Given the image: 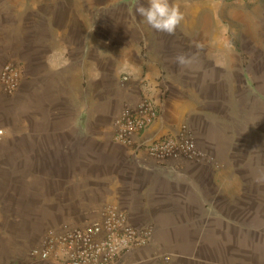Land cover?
Returning <instances> with one entry per match:
<instances>
[{
  "label": "crops",
  "instance_id": "1",
  "mask_svg": "<svg viewBox=\"0 0 264 264\" xmlns=\"http://www.w3.org/2000/svg\"><path fill=\"white\" fill-rule=\"evenodd\" d=\"M86 2L27 0L0 30V71L11 56L25 68L15 93L0 85V264H55L30 254L45 232L109 205L152 229L124 264L228 263L221 245L235 261L238 230L264 215V13L233 23L229 64L210 72L200 47L152 29L136 1ZM179 54L191 62L177 64ZM227 76L222 119L215 79ZM142 95L159 104L142 141L186 123L209 162L156 164L116 141L114 119Z\"/></svg>",
  "mask_w": 264,
  "mask_h": 264
},
{
  "label": "built area",
  "instance_id": "2",
  "mask_svg": "<svg viewBox=\"0 0 264 264\" xmlns=\"http://www.w3.org/2000/svg\"><path fill=\"white\" fill-rule=\"evenodd\" d=\"M24 74L22 62L9 57L0 71L2 89L8 94L15 93ZM158 115V102L149 95H142L136 102L126 105L114 119V139L126 146L144 148L147 157L156 164L209 162L211 158L197 147L186 123L176 132L142 141L144 131ZM151 240V227L135 226L126 211L109 205L83 222H64L48 229L30 254L34 259L52 260L55 264H124L128 253ZM166 264L171 263L166 261Z\"/></svg>",
  "mask_w": 264,
  "mask_h": 264
},
{
  "label": "rangeland",
  "instance_id": "3",
  "mask_svg": "<svg viewBox=\"0 0 264 264\" xmlns=\"http://www.w3.org/2000/svg\"><path fill=\"white\" fill-rule=\"evenodd\" d=\"M37 1V0H36ZM73 3L79 9H84L87 0H64ZM95 7L97 4L108 5L110 8L124 7L126 3L137 2L147 5V0H93ZM27 0H0V17H6L5 22L0 26V30L7 29L13 23L20 21L24 12V4ZM170 3L179 5L184 14V20L175 32V39L188 45L192 49L201 48V63L213 68H217L221 63L223 67L229 64V49L235 45L236 35L231 33V26L243 15H261L264 13V0H170ZM150 28V27H149ZM148 47L154 46L155 37L153 34L146 37ZM147 52V50H146ZM12 57V56H11ZM14 57V56H13ZM21 61L20 58L14 57ZM228 73V70H226ZM223 74L226 73L224 70ZM221 72V73H222ZM219 75L220 71L217 70ZM221 78V77H220ZM215 79V78H214ZM222 77L215 81L219 99L213 112L214 117L221 116L225 119L228 116V93L229 82ZM209 81H207V84ZM21 85V84H20ZM203 162V161H201ZM264 215H254L253 225L248 222L247 231L238 230L236 260L230 257L227 247L221 245V257L231 259L228 263L222 264H264ZM242 225V224H241ZM240 225V226H241ZM245 226V224H243ZM252 227V229H251ZM247 232V233H246Z\"/></svg>",
  "mask_w": 264,
  "mask_h": 264
},
{
  "label": "clouds",
  "instance_id": "4",
  "mask_svg": "<svg viewBox=\"0 0 264 264\" xmlns=\"http://www.w3.org/2000/svg\"><path fill=\"white\" fill-rule=\"evenodd\" d=\"M135 12L152 29L168 35H174L184 20L179 5L170 3V0H147V5L138 4ZM175 61L179 65H187L191 62L184 54L177 55Z\"/></svg>",
  "mask_w": 264,
  "mask_h": 264
}]
</instances>
